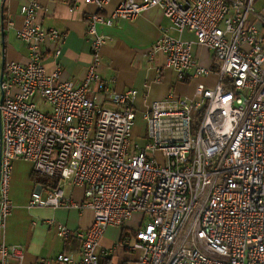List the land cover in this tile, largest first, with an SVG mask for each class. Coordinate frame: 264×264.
I'll list each match as a JSON object with an SVG mask.
<instances>
[{"label": "built area", "instance_id": "2783aa9c", "mask_svg": "<svg viewBox=\"0 0 264 264\" xmlns=\"http://www.w3.org/2000/svg\"><path fill=\"white\" fill-rule=\"evenodd\" d=\"M71 1L97 11L111 2ZM255 1L120 0L109 16L89 14L92 62L80 85L60 78L56 59L64 36L37 23L36 0L21 7L24 24L15 36L28 61L4 63L3 70L0 63V264H13L24 252L3 240L17 159L57 183L45 196L38 185L27 209L92 214L84 230L57 226L61 239L80 247L77 255L59 253L52 264H102L118 245L137 253L139 264H264V36L253 21ZM153 7L170 27L152 45L149 62L161 53L178 82L210 75L216 82H197L191 99L168 95L136 109L135 89L110 92L97 74L101 48L111 38L96 27L132 21ZM46 41L54 46L50 73ZM194 47L211 52L210 68L200 66ZM93 84L111 108L89 96ZM37 97L48 112L37 110ZM63 183L83 188V200L65 198ZM134 215L141 216L139 225L125 229ZM108 228H119L120 240L103 246Z\"/></svg>", "mask_w": 264, "mask_h": 264}, {"label": "crops", "instance_id": "0c3cea01", "mask_svg": "<svg viewBox=\"0 0 264 264\" xmlns=\"http://www.w3.org/2000/svg\"><path fill=\"white\" fill-rule=\"evenodd\" d=\"M36 1L40 6L36 15L37 23L46 30L53 29L64 36L60 45V54L56 59L61 71V80L80 85L92 62L90 43L86 34L87 16L96 12L109 16L120 0H111L100 11H97L93 5L74 4L71 0ZM28 2L29 0H0V63L2 59L4 63L26 64L28 61L27 47L15 36L16 31L24 24L21 7ZM254 9L258 18L253 21L264 36V0H256ZM9 22L13 25L10 26ZM1 25L4 27L3 34ZM169 27V20L163 16L160 9L154 7L146 9L132 21L120 20L114 22L112 26L97 25L96 27L98 33L111 38L101 48L97 74L110 92L121 93L128 89H135L138 92L135 100L136 109H141L143 104L164 99L168 95L191 99L197 82L206 83L208 86H213L216 82L213 75L194 82H178L174 72L164 69V56L161 53H156L153 62H149L148 55L152 45ZM169 32L177 36L176 32L171 30ZM182 38L185 41L194 42V36L191 33H183ZM44 47L47 51L45 67L50 73L55 68V60L52 56L54 46L50 41H46ZM193 54L200 66L211 67V52L202 47H194ZM89 96L104 107L111 108V105L104 100L103 93L98 92L94 84L90 87ZM140 129V125L134 129L135 136ZM16 162V160L13 161L14 167L8 196L13 208L5 222L3 240L6 245L22 247L24 252L20 260L11 262L13 264H37L38 261L44 260L52 264L59 253L77 255L79 251L77 245L74 242L66 244L56 234V228L58 225H63L70 230H84L91 225V212H79L75 209H27L33 188H36L38 184L32 179L31 173L28 176L24 174L19 177L15 170ZM17 179L22 180L25 185L21 196L12 193ZM61 190L65 198L77 203L83 200V188L81 187L63 183ZM47 192L49 191L42 188V196H45ZM140 220V215H134L124 228L130 229V226L135 225L132 227L134 229L139 225ZM119 232L118 241L121 230ZM112 245L114 244L109 246ZM114 257L120 259L118 249L108 264H112ZM118 261L119 264H128V262L139 264L137 258Z\"/></svg>", "mask_w": 264, "mask_h": 264}, {"label": "rangeland", "instance_id": "374dc122", "mask_svg": "<svg viewBox=\"0 0 264 264\" xmlns=\"http://www.w3.org/2000/svg\"><path fill=\"white\" fill-rule=\"evenodd\" d=\"M34 103L36 105V108L38 111H40L41 113H46L49 111V107L48 105L41 99V98H35ZM134 143H137V140H134ZM17 162L15 163V170L16 172H18L19 177H21L22 175H29L31 173V171L33 170L32 165L27 162V161H23L22 159H17ZM13 163H12V170H13ZM17 175V173H15ZM11 177H12V173H11ZM11 181V179H10ZM10 185V182H9ZM24 182L22 180L17 179V181H15L14 186H13V190L12 193L13 194H19L20 196L23 195L24 192ZM36 188H33V191ZM9 192H10V188L8 190V196H9ZM132 227H135V225L130 226V229ZM120 229H114V228H108L103 236L102 239V244L105 246H109L111 244H117L119 243L118 239H119V234H120ZM118 258H120L121 260H133L135 258H137V253L135 252H129V251H123L122 247L120 245H118ZM116 257V256H115ZM113 258L112 264H119L120 259L117 258ZM130 262H128L129 264Z\"/></svg>", "mask_w": 264, "mask_h": 264}, {"label": "trees", "instance_id": "16d2710c", "mask_svg": "<svg viewBox=\"0 0 264 264\" xmlns=\"http://www.w3.org/2000/svg\"><path fill=\"white\" fill-rule=\"evenodd\" d=\"M31 177L36 182V184H38L40 187H42L45 190L52 191V190L56 189V187H57L56 182L51 181L45 177L38 176L33 171L31 172ZM122 232H125V229H122ZM65 242H66V244L69 242H74L77 245V250H79L80 244L77 240L70 239V240L65 241ZM108 261H110V259L102 262V264H108Z\"/></svg>", "mask_w": 264, "mask_h": 264}, {"label": "water", "instance_id": "95a60500", "mask_svg": "<svg viewBox=\"0 0 264 264\" xmlns=\"http://www.w3.org/2000/svg\"><path fill=\"white\" fill-rule=\"evenodd\" d=\"M3 31H4V27H3V25H1V33L2 34H3ZM3 68H4V60L2 59V61H1V70H3ZM1 78H2V73L0 75V80H1Z\"/></svg>", "mask_w": 264, "mask_h": 264}]
</instances>
